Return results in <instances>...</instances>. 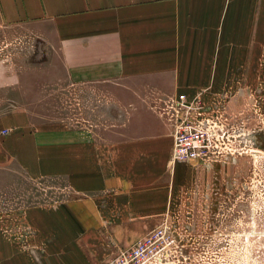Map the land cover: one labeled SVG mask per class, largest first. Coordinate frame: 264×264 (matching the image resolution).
I'll use <instances>...</instances> for the list:
<instances>
[{
	"label": "crops",
	"instance_id": "crops-1",
	"mask_svg": "<svg viewBox=\"0 0 264 264\" xmlns=\"http://www.w3.org/2000/svg\"><path fill=\"white\" fill-rule=\"evenodd\" d=\"M256 6L260 0H0V33L7 41L53 39L76 81L150 79L200 99L205 111L211 91L253 61L264 31ZM13 65L0 58V91H16ZM136 116L123 122L128 134L110 139L0 103V264H110L158 226L175 184L192 176L189 163L171 160L174 120ZM53 179L74 196L47 203Z\"/></svg>",
	"mask_w": 264,
	"mask_h": 264
},
{
	"label": "rangeland",
	"instance_id": "rangeland-1",
	"mask_svg": "<svg viewBox=\"0 0 264 264\" xmlns=\"http://www.w3.org/2000/svg\"><path fill=\"white\" fill-rule=\"evenodd\" d=\"M257 8L264 11V0ZM257 25L264 27V20ZM260 38L251 52L253 61L240 64L234 78L207 97L203 117L216 132V143L205 159L183 161L192 178L175 184L171 205L158 224L169 219L172 264H264V31ZM7 40L0 33V58L14 64L20 80L16 91H0L3 108L25 106L35 120L74 129L89 126L96 136L110 139L128 134L123 122L137 113L142 120L157 113L176 117L177 91H169L168 84L158 89L144 78L76 81L53 39ZM31 184L33 204L38 185ZM46 184L47 203L74 196L64 181Z\"/></svg>",
	"mask_w": 264,
	"mask_h": 264
},
{
	"label": "built area",
	"instance_id": "built-area-1",
	"mask_svg": "<svg viewBox=\"0 0 264 264\" xmlns=\"http://www.w3.org/2000/svg\"><path fill=\"white\" fill-rule=\"evenodd\" d=\"M175 112L172 163L205 159L216 143L217 134L204 121L203 102L200 99L190 101L186 93H180L175 101ZM170 229L166 218L110 264H172L169 259L173 243Z\"/></svg>",
	"mask_w": 264,
	"mask_h": 264
}]
</instances>
